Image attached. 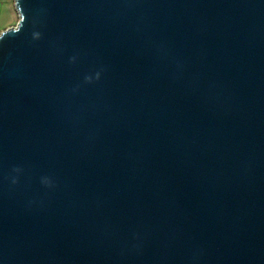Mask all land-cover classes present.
I'll return each mask as SVG.
<instances>
[{
    "label": "water",
    "instance_id": "1",
    "mask_svg": "<svg viewBox=\"0 0 264 264\" xmlns=\"http://www.w3.org/2000/svg\"><path fill=\"white\" fill-rule=\"evenodd\" d=\"M14 1L0 264H264V0Z\"/></svg>",
    "mask_w": 264,
    "mask_h": 264
},
{
    "label": "crops",
    "instance_id": "2",
    "mask_svg": "<svg viewBox=\"0 0 264 264\" xmlns=\"http://www.w3.org/2000/svg\"><path fill=\"white\" fill-rule=\"evenodd\" d=\"M19 22L14 0H0V29L4 32Z\"/></svg>",
    "mask_w": 264,
    "mask_h": 264
},
{
    "label": "rangeland",
    "instance_id": "3",
    "mask_svg": "<svg viewBox=\"0 0 264 264\" xmlns=\"http://www.w3.org/2000/svg\"><path fill=\"white\" fill-rule=\"evenodd\" d=\"M18 24V23H17ZM17 24H16V26H17ZM16 26H14V27H16ZM6 31V30H5ZM2 33H4V32H1V29H0V36L2 35Z\"/></svg>",
    "mask_w": 264,
    "mask_h": 264
}]
</instances>
